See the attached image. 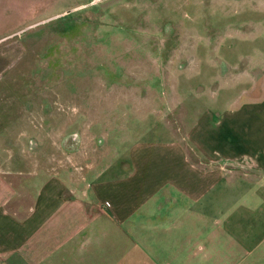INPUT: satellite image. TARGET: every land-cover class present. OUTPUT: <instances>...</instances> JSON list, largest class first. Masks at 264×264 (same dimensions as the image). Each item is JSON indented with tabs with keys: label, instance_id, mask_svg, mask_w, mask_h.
<instances>
[{
	"label": "rangeland",
	"instance_id": "rangeland-1",
	"mask_svg": "<svg viewBox=\"0 0 264 264\" xmlns=\"http://www.w3.org/2000/svg\"><path fill=\"white\" fill-rule=\"evenodd\" d=\"M263 91L264 0H0V156L97 160ZM248 179L230 205L257 188L264 220ZM262 229L229 264H264Z\"/></svg>",
	"mask_w": 264,
	"mask_h": 264
},
{
	"label": "crops",
	"instance_id": "crops-1",
	"mask_svg": "<svg viewBox=\"0 0 264 264\" xmlns=\"http://www.w3.org/2000/svg\"><path fill=\"white\" fill-rule=\"evenodd\" d=\"M245 104L222 117L216 105L196 111L183 131L99 160L0 156V264H229L248 254L263 239V199L242 189L235 208L230 192L235 175L264 181V91Z\"/></svg>",
	"mask_w": 264,
	"mask_h": 264
}]
</instances>
